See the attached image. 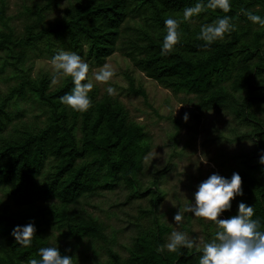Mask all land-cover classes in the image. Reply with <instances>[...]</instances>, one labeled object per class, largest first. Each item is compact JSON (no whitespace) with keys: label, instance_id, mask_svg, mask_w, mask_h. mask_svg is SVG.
Segmentation results:
<instances>
[{"label":"trees","instance_id":"1","mask_svg":"<svg viewBox=\"0 0 264 264\" xmlns=\"http://www.w3.org/2000/svg\"><path fill=\"white\" fill-rule=\"evenodd\" d=\"M47 1L19 36L8 24L5 2L0 3V22L7 28L0 29V49L15 58L13 64L19 67L28 48L37 42L50 45L52 38L66 37L72 49L98 64L121 49L148 77L175 93L192 94L188 100H196L200 107L227 104L237 116L250 121L252 129L246 135L256 147L239 155V169L234 171L242 177L244 194L232 201L231 211L222 217L235 214L242 200L253 204L254 218L264 222V165L259 163L264 150V118L251 110L259 91L264 93V27L253 24L245 15V10H250L264 16V0H231L228 13L205 7L188 21H183V9L198 0H75L60 18L38 28L43 10L52 3ZM200 2L206 5L207 0ZM223 15L232 18L235 30L205 48V42L197 39L200 26ZM168 16L182 21L178 29L181 35L172 52L164 55L160 49L165 34L163 21ZM127 78L130 91L147 100L146 90L136 86L128 73ZM72 87L70 76L49 90L50 78L46 75L33 78L25 73L1 97L0 264H28L30 258H40V247L50 244L63 253L68 248L60 238L68 240L67 244L76 240L77 247L83 240L104 242L101 246L106 248L108 258L97 264H199L195 248L157 251L170 227L157 215L163 196L157 180L153 181L154 189L141 188L139 173L150 147L144 126L130 118L125 106L107 93L97 96L91 91L92 107L83 113L73 111L59 99ZM31 91L47 113L44 123L4 133L10 117L7 104ZM116 181L131 186L135 195L150 192L151 207L143 211L151 216L148 224H136L127 255L109 245L114 238L108 237L105 223L81 206L82 200L100 186ZM30 220L35 222L36 233L30 246L21 247L11 231ZM49 225L59 230L55 242L49 239ZM68 254L75 259L73 250Z\"/></svg>","mask_w":264,"mask_h":264},{"label":"rangeland","instance_id":"2","mask_svg":"<svg viewBox=\"0 0 264 264\" xmlns=\"http://www.w3.org/2000/svg\"><path fill=\"white\" fill-rule=\"evenodd\" d=\"M2 1L5 2L6 15L9 16L8 24L18 36L23 35L26 23L36 20L35 11L48 2L0 0V3ZM73 1L75 0H52V3L43 10V19L38 28L60 18L65 7ZM132 22H135V19ZM3 28L4 25L0 22V29ZM262 40L264 42V38ZM60 50L75 51L68 44L66 37L62 40L52 38L50 45L45 41H39L28 48L26 58L17 67L13 64L15 58L8 57L7 51L0 49V100L25 73H29L33 78L46 75L50 78L49 90L61 84L66 76H58L56 83H52V76L55 74L52 57ZM81 57L90 64V77L105 63L112 67L113 77L108 82H97L93 78L94 87L91 91L101 96L107 93L106 88L111 85L115 89L112 97L125 106L130 118L140 122L150 136V147L144 157L139 179L143 191L147 187L154 189L155 179L162 190L163 196L157 208V215L161 223L170 227L165 238L167 239L170 232L175 229L186 232L201 243L210 239L217 229L214 222L194 217L191 213H185L180 222H174L173 216L182 202H191L197 184L210 174L218 172L228 176L229 172L239 169V155L256 147L255 141L246 135L252 129L250 121L237 116L227 104L200 107L196 100H188L192 94L175 93L172 89L162 86L137 68L121 49L107 57L102 64L90 61L86 56ZM127 73L134 78L136 86L146 90L147 100L142 95L130 91ZM259 93L251 110L264 118L262 89ZM6 109L10 117L2 129L4 133L11 131L17 133L24 125H42L47 116L32 91L24 97L13 98ZM186 112L189 114L187 121L182 119ZM16 124L17 129H13ZM202 158H206L207 163L200 161ZM133 193L134 189L131 186H127L123 181H116L107 187L100 186L96 193L81 202V206L105 223L108 237L114 238L108 243L121 255L128 253L136 224H148V218L151 216L143 211L151 207L150 192L145 195ZM48 227L49 239L55 242L59 230L52 225ZM59 241L69 250H73L76 264L105 263L108 258L106 248L101 246L104 242L83 240L77 247L74 239L72 240L74 243L68 244L66 243L68 240L60 238ZM81 252H84V255Z\"/></svg>","mask_w":264,"mask_h":264},{"label":"clouds","instance_id":"3","mask_svg":"<svg viewBox=\"0 0 264 264\" xmlns=\"http://www.w3.org/2000/svg\"><path fill=\"white\" fill-rule=\"evenodd\" d=\"M205 7L228 13L232 4L231 0H207L206 5H202L198 0L194 6L183 9V21L190 20ZM245 15L253 24L264 27V16L250 10H245ZM181 22L174 16L164 19L165 34L160 49L162 54L171 53L178 43ZM235 27L229 15L219 16L200 26L197 39L203 40L204 47L208 48L215 41L223 40L226 34L235 30ZM52 65L55 73L52 76V83H56L58 76H70L73 84L70 92L59 98L60 103L80 113L92 107L93 101L89 95L94 87L92 79L97 82H108L114 75L112 67L105 63L90 77L89 63L75 51L56 52L52 57ZM106 92L112 96L115 89L109 85ZM182 119L187 121L189 114L184 113ZM200 161L207 163L206 158ZM259 163L264 165V150L259 156ZM243 194L242 177L239 172L234 171L230 177L213 172L197 184L191 202H182L173 216L174 222H180L185 213L214 222L217 229L212 237L201 243L186 232L173 229L165 242L157 246V251L175 252L178 248H195L199 253V264H264V222L258 217L254 218V205L241 200L237 204L235 214L221 218L223 213L231 211L232 201ZM34 233L36 225L33 220L23 225L17 224L11 231L15 243L21 247L32 244ZM69 251L66 249L62 253L60 247L55 244L43 246L38 249L40 258H30L28 264H76L74 255L68 254Z\"/></svg>","mask_w":264,"mask_h":264}]
</instances>
